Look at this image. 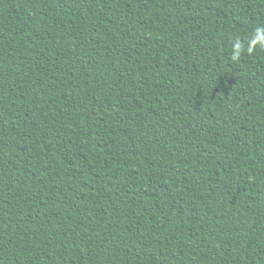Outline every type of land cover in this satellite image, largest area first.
I'll return each mask as SVG.
<instances>
[{
	"label": "trees",
	"instance_id": "trees-1",
	"mask_svg": "<svg viewBox=\"0 0 264 264\" xmlns=\"http://www.w3.org/2000/svg\"><path fill=\"white\" fill-rule=\"evenodd\" d=\"M0 264H264V0H0Z\"/></svg>",
	"mask_w": 264,
	"mask_h": 264
}]
</instances>
